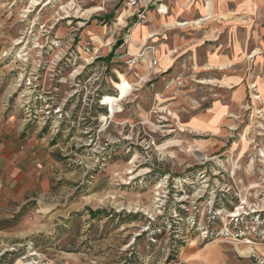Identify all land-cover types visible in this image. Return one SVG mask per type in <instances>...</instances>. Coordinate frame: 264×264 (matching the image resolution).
Returning <instances> with one entry per match:
<instances>
[{"label":"rangeland","instance_id":"374dc122","mask_svg":"<svg viewBox=\"0 0 264 264\" xmlns=\"http://www.w3.org/2000/svg\"><path fill=\"white\" fill-rule=\"evenodd\" d=\"M191 1L0 0V264H264V4Z\"/></svg>","mask_w":264,"mask_h":264},{"label":"crops","instance_id":"0c3cea01","mask_svg":"<svg viewBox=\"0 0 264 264\" xmlns=\"http://www.w3.org/2000/svg\"><path fill=\"white\" fill-rule=\"evenodd\" d=\"M182 1H184V0H181L180 2H182ZM185 1H187V0H185ZM177 2H178V0H176V2H174V5L172 6V9H169L168 7H167L168 9H166V5L164 4L163 5L164 6V10L162 12H160L159 10H151L150 11V15L153 12L154 15L157 17V13H159L160 14L159 17H161V18L162 17H166L169 20L170 16H176L178 19L180 18L179 19L180 21H185L184 17L181 14L178 15L176 10H175L176 7H180V2H178V3ZM206 2H207V0L205 1V4H206ZM243 2L245 4H248V5L252 4V6H250V8H252V7H254V8L257 7L258 8V7H260V6H262L264 4V0H243ZM215 3H216L215 4L216 7L220 6L219 10H221L222 12L225 11L224 5H221V3H220V5H218L217 0H215ZM191 6H194V0L191 1ZM189 10H190V12H189ZM187 11L189 13H192V7L187 8ZM195 14H194V17H195ZM157 26H159L158 23H157ZM189 27H191V26H189ZM162 28H164V27H162ZM162 28L160 27L159 30H161ZM132 34H133V32H132ZM132 34H131L132 42H131V45H130V49H131L132 52H137L139 47L142 44H146L150 38H152V37H154L156 35H160L159 31H154V35L152 37H147V38H145V41H143L142 38H140V37L139 38H133ZM134 41L137 43V45H135ZM187 41H189V40L187 39ZM187 44H188V42L186 44H184V42L181 39V45H187ZM157 51H158L157 53L160 52V54H161V52H163V53L166 52V53H168V56H169L172 52L176 51V49L174 47L173 48L167 47V48L163 49L162 45H160V47L158 48ZM163 53H162L163 56L162 55L161 56L164 57V61L165 62H168L169 59H168L167 54H163ZM147 61H149L148 58H146V60L144 59L142 64L146 63ZM226 62H227V59H218V57L215 54H212L210 62L208 64L203 65V67L207 66V67H210V69L208 68V70H212L216 66H219L220 69L222 68L221 70H223L226 67ZM160 65H161V61H160ZM210 65H212V66H210ZM2 150H3L2 146H0V152H2ZM25 151H26V153L30 154L29 158H30L31 162H33V159H34V161H37V160L40 159V157L36 156L35 153L33 155V151L32 150L27 149ZM0 157H1V161H2V156H0ZM10 165H11L10 161H7L5 164L0 165V202H4V201H7V200L13 198V194H11V192H9V189H10V187H14V185H17V183L19 181V179H14V174H15L14 171L16 169L11 168ZM33 168L36 171L39 172V169L35 165H34ZM35 173L36 172H33V173L30 174L31 178H28L29 180H27L28 187L33 186L34 183L38 180V177L36 176L37 174H35Z\"/></svg>","mask_w":264,"mask_h":264},{"label":"built area","instance_id":"2783aa9c","mask_svg":"<svg viewBox=\"0 0 264 264\" xmlns=\"http://www.w3.org/2000/svg\"><path fill=\"white\" fill-rule=\"evenodd\" d=\"M152 0H127L126 7L129 10L128 14L125 16V26L128 25V22L134 18V16H137L140 19H143L146 17L145 12H148L149 3ZM159 11H162V4H159L157 7ZM166 9H168L166 7ZM130 31L125 32L123 35V42L121 46L123 47V54L126 56V62L131 68H135L138 63L143 61V56L145 53V50L150 53V65L151 68L158 67L160 65L159 58L155 55V48L152 45H144L142 46L141 50L139 52H132L130 49ZM152 52V55H151ZM146 77V76H145ZM253 209L252 211H254ZM243 212H235L232 214L231 217L238 218L242 215ZM4 253V250H0V256Z\"/></svg>","mask_w":264,"mask_h":264},{"label":"trees","instance_id":"16d2710c","mask_svg":"<svg viewBox=\"0 0 264 264\" xmlns=\"http://www.w3.org/2000/svg\"><path fill=\"white\" fill-rule=\"evenodd\" d=\"M122 42H123L122 39H118L117 42H116L115 45H114L113 50L110 51V53H109L107 56H105V57H100V59H105V61H106L108 64H110L111 59H112L113 56H114V50H115L116 48L120 47L121 44H122ZM105 114H106V113H105ZM102 212H103V211L100 210V209H97V210H92V209H90V214H91L92 216H97V215H99V214L102 213ZM14 217H17V215H15Z\"/></svg>","mask_w":264,"mask_h":264},{"label":"bare ground","instance_id":"6f19581e","mask_svg":"<svg viewBox=\"0 0 264 264\" xmlns=\"http://www.w3.org/2000/svg\"><path fill=\"white\" fill-rule=\"evenodd\" d=\"M34 1H35V0H34ZM184 1H185V0H184ZM182 2H183V1H182ZM182 2H181V3H182ZM183 3H184V2H183ZM163 5H164V4H163ZM163 5H162V11L164 10V9H163ZM182 5H183V4H182ZM177 9H178V8H177ZM95 10H97V9H93V11H95ZM193 10H195V9H193ZM126 11H127V14H128L129 10H128L127 8H126ZM150 11H151V10H150ZM162 11H160V12H162ZM179 12H181V11H179ZM127 14H126V15H127ZM124 15H125V12L122 13L120 19H123ZM183 24H186V23H183V22L178 23V25H183ZM141 30H142V25L138 24L136 30H134V31H136L137 33L140 34ZM129 35H130V41H131V34H129ZM137 35H138V34H137ZM130 45H131V42H130ZM144 45H146V44H142V45L139 47V49H138L137 52H139V51L141 50L142 46H144ZM145 58H148L149 61H150V53H149L148 51H146V50H145V53H144V56H143V61H144ZM143 61H142V62H143ZM142 62H140V63H142ZM138 64H139V63H138ZM138 64H137V65H138Z\"/></svg>","mask_w":264,"mask_h":264}]
</instances>
